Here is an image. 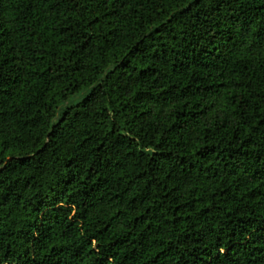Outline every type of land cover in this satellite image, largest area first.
I'll use <instances>...</instances> for the list:
<instances>
[{
  "label": "trees",
  "instance_id": "1",
  "mask_svg": "<svg viewBox=\"0 0 264 264\" xmlns=\"http://www.w3.org/2000/svg\"><path fill=\"white\" fill-rule=\"evenodd\" d=\"M0 264H264V0H0Z\"/></svg>",
  "mask_w": 264,
  "mask_h": 264
}]
</instances>
